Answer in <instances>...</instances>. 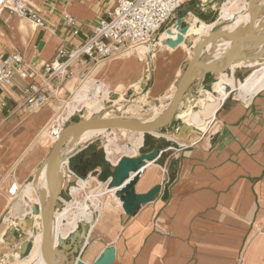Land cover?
Returning a JSON list of instances; mask_svg holds the SVG:
<instances>
[{
  "label": "crops",
  "instance_id": "0c3cea01",
  "mask_svg": "<svg viewBox=\"0 0 264 264\" xmlns=\"http://www.w3.org/2000/svg\"><path fill=\"white\" fill-rule=\"evenodd\" d=\"M23 1L39 10L46 28L37 29L30 20L0 10V65L10 55L19 53L27 66L39 74L33 80L16 75L12 86L3 94L7 106L0 105V264H15L25 257L26 236L14 232L13 227L16 219L24 218L37 204L33 180L49 154L47 147L28 149L57 111L76 103L74 98L90 82L91 102H81L70 121L83 119L80 115L83 111L88 114L84 118L107 112L106 118L140 120L150 112L161 110L162 113L193 55L185 43L177 44L174 50L162 48L164 38L172 41L178 38L171 28L160 42L145 47L147 42L133 50L143 48L145 61L142 57L138 59L142 50L136 56L99 64L77 63L70 77L43 86L40 74L44 65L54 60L57 50L64 47L68 50L84 42L99 20L108 19L118 0ZM232 1L235 0H192L178 10L175 22L183 19V26L193 23L191 37H197L210 26H222L226 20L244 12L247 0H240L241 10L225 16L224 8ZM65 16L78 22L77 36L73 28L64 24ZM41 32L43 37L38 43ZM149 59L151 63L156 59L157 64L150 65ZM261 64L264 61L241 63L223 75L235 87L223 82V76L217 79L206 75L180 105L169 127L150 135L151 138L143 136L137 153H123L134 157L145 146L160 151L158 158L143 170L136 192L144 194L162 185V193L154 202L144 205L136 216L127 215L113 195L107 198L106 204L86 196L76 201L75 195L83 192L84 183L95 181L105 189L106 185L95 178L75 179L83 181V186L71 188L75 201L57 213L64 195L59 201L57 234L67 238L76 232L71 245L80 248L81 260L93 264L106 248L115 246L114 264H264V86L252 94L242 95L239 90L242 81ZM85 74L91 80L82 84ZM96 82L103 85L104 92L95 100L91 95ZM218 84L222 92L217 90ZM32 85L41 87L48 94L49 102L33 113L18 111L26 90ZM218 103L213 115L205 117L204 125L194 122L196 113ZM82 134L72 137L66 146ZM118 144L126 145L120 139ZM111 145L108 139L105 160L117 165L119 159L114 163L109 158ZM80 153L81 150L71 158V168ZM99 168L92 166L87 176L96 175L94 172ZM14 182L20 189L12 197L9 188ZM168 186L169 198L163 201V191ZM95 202L105 208L102 214ZM95 212H98L97 219ZM82 221L91 223L89 233L79 232ZM35 230L41 231V214L36 217ZM65 230L70 231L66 236ZM39 235L38 248L34 249V243L26 262L42 247V232Z\"/></svg>",
  "mask_w": 264,
  "mask_h": 264
},
{
  "label": "water",
  "instance_id": "95a60500",
  "mask_svg": "<svg viewBox=\"0 0 264 264\" xmlns=\"http://www.w3.org/2000/svg\"><path fill=\"white\" fill-rule=\"evenodd\" d=\"M246 13L249 15L246 23L232 30L227 29L228 26L234 25ZM263 17L264 0H247V7L243 13L226 20L222 26H213L207 35L200 36L194 46L192 58L178 80L173 97L165 110L156 119L148 121L133 118H105L96 115L68 123L33 180V183H36L45 173L46 188L37 190L41 214V259L45 264H87L80 259V248L71 245L76 232H73L67 238H59L58 241H55L52 235L53 225L56 221L57 205L69 187V182H74L76 179V177L67 174L66 165L70 166L71 158L81 150L77 149L73 154L61 157V152L68 141L90 129L126 130L142 133L145 136L156 134L169 127L173 123L180 105L191 94L194 86L206 75H212L218 79L229 74L233 67L241 63L256 64L264 61ZM194 26L191 22H187L186 26H183V20L178 19L171 27L174 28V35L179 38V42L190 47L193 39L191 33ZM160 35L161 33L156 34L145 47H151L159 42ZM42 37L43 32L38 37V43L41 42ZM221 41L229 42V47L224 56L217 58ZM176 47L177 44L170 39H165L162 44V48L167 50H174ZM150 149L149 146H145L143 152L134 157H123L117 165L100 163V172L96 175L97 180L106 185L107 191L112 193L121 203L123 211L133 217L144 205L154 202L163 190L162 185H157L147 193L139 194L136 192V185L143 170L149 163L154 162L160 154L158 149ZM169 183L171 185L173 182ZM168 198L169 186L165 187L162 200L167 201ZM38 215L37 207L34 206V212H30L24 218L16 219V225L13 227L14 232L26 236L23 251L25 257L30 252L31 234L36 231V217ZM115 261L116 248L115 246H109L93 264H114Z\"/></svg>",
  "mask_w": 264,
  "mask_h": 264
},
{
  "label": "built area",
  "instance_id": "2783aa9c",
  "mask_svg": "<svg viewBox=\"0 0 264 264\" xmlns=\"http://www.w3.org/2000/svg\"><path fill=\"white\" fill-rule=\"evenodd\" d=\"M191 1L118 0L116 8L109 14L108 19L99 20L92 35L87 36L84 42L74 44L68 50L65 47L57 50L54 60L46 63L43 72L40 74L43 79V86H49L56 81L62 82V80L70 77L72 68L77 63L99 64L146 44L156 34L162 32L164 26L182 6ZM0 10L30 20L37 29L46 28L45 19L39 10L23 0H0ZM64 24L74 29V35L77 36L80 33V27L74 18L65 16ZM16 75L24 80H33L39 74L27 66L21 54L10 55L0 65V105L3 108L7 106L3 94L7 88L12 86ZM88 80L91 78L89 74H85L82 84ZM71 101L72 99L67 100V104ZM48 102V94L41 87L32 85L26 90L25 99L17 110L33 113L43 108ZM70 117L65 121L59 117H52L42 128L45 133H49V139L53 145L70 122ZM66 169L69 176L79 178L69 165H66ZM98 172H100V168L94 174L97 175ZM19 189L17 183H12L9 188V195L17 196Z\"/></svg>",
  "mask_w": 264,
  "mask_h": 264
},
{
  "label": "bare ground",
  "instance_id": "6f19581e",
  "mask_svg": "<svg viewBox=\"0 0 264 264\" xmlns=\"http://www.w3.org/2000/svg\"><path fill=\"white\" fill-rule=\"evenodd\" d=\"M240 0H235L230 2L229 5H227L224 8V15L227 17L232 16L233 14H235V12H239L241 10V7L239 6L240 4ZM233 18V17H232ZM249 19V15L246 13L245 16L240 17L237 22L232 25V26H228L227 29H235L237 28L239 25L246 23ZM34 27V26H33ZM213 26H210V28L206 29L205 32L202 33H198V36L195 39V42L197 43L199 40V37L202 35H207L208 32L211 30ZM174 43L176 44H180L179 42V38H177L176 40H173ZM229 47V42L226 41H221L220 45H219V50L217 53V58H220L222 56H224L228 50ZM146 49V48H145ZM139 50H144L143 48H138L137 51L133 52V51H127L122 53L121 55H119L116 58H120V57H126L129 56L131 54H135L138 53ZM147 50V49H146ZM114 58V60L116 59ZM98 72V71H97ZM223 82H227L229 83L231 86L235 87V83L232 80H229L226 76H223L222 79ZM95 87L92 88V96L91 99H97L98 96L100 94H102L103 91V85L100 83L98 84V82H96V84H94ZM105 86V85H104ZM220 86L221 84L216 85L217 90H220ZM264 86V68L263 69H259L257 71H255L249 78H247V80L243 83L240 84L239 86V90H240V94L242 93H248V94H252L255 93L256 91H259L260 88H262ZM91 89V83L88 82L85 84V86L82 88L80 94H78L74 99H76V103H71L70 105L66 106L65 108L63 107L62 109L58 110L57 113L55 114V118L59 117L60 119H62L63 121H65L66 119H68L75 111L77 108H79V104H81V102H91V100H89V96L88 93ZM107 90V89H106ZM104 92V91H103ZM222 92V91H221ZM106 94V92L104 93ZM107 95V94H106ZM244 95V94H242ZM85 102V103H86ZM67 104V103H66ZM65 104V105H66ZM84 105V104H83ZM218 104L215 105H208L206 110L201 112V113H196V115H194V122L198 125H204V119H206L209 115H213V113L215 112L216 108L218 107ZM206 117V118H205ZM105 129H90L87 130L85 132H83V134L76 138L75 140H73L70 144H68L67 146H65V148L63 149V151L61 152V157H65L68 155L73 154L77 149H79V147L89 141H91L93 139V137L99 132ZM123 132L124 135L127 136L129 142L131 144V147L128 146V144L126 145H119L118 144V140H119V136L117 135V133H114L112 135V137H109V142L112 143L111 148H110V160L114 163H117V160L119 159V156L122 155L123 153H137L138 148L143 144V134L142 133H134V132H129L126 130H121ZM49 133H45L44 131L38 136V138L35 140V142L29 147L28 151L32 150L33 148L37 147V148H45L46 149V144H47V139H48ZM45 173H43L42 177L39 179V181H37L36 183L34 182V187L33 190L36 194V200H37V204H34L32 207V211L34 212V206L37 207L38 210V214H40V210H39V199H38V195H37V190L43 188H46V181H45ZM96 182L94 181H90V182H86L84 183V188H83V192L78 193V195H75L76 201H80L81 199H83V196H86V198L91 199V200H95V198L100 199L104 204L107 203L108 201V197L112 196L113 194L110 193L108 194V191L103 188L100 185H96ZM76 187H81L83 186V181H79L77 182V185H75ZM95 188V189H94ZM80 189V188H79ZM78 189V190H79ZM87 190H91L90 193H87ZM87 199V200H88ZM96 204V208L98 209L99 213L102 214L104 211V207L99 206L98 202H95ZM58 220L56 217V221L53 225V229H52V235L53 238L55 239V241H58L59 238H63V237H59L58 234ZM70 231L65 230V236L67 235V233H69ZM41 239V235H39L34 243H35V248H38L39 245V241ZM41 248L39 249V251L37 253H35L28 262L26 261H21L19 262V264H45L43 262V260L41 259Z\"/></svg>",
  "mask_w": 264,
  "mask_h": 264
},
{
  "label": "rangeland",
  "instance_id": "374dc122",
  "mask_svg": "<svg viewBox=\"0 0 264 264\" xmlns=\"http://www.w3.org/2000/svg\"><path fill=\"white\" fill-rule=\"evenodd\" d=\"M223 2H221L220 4H222ZM179 11L178 12H176L174 15H173V17L170 19V21L164 26V28H163V30H162V32H161V37H160V40L163 38V35H164V33L166 32V31H168L169 29H171V28H173V27H171L174 23H175V20L177 19V17H178V15H179ZM183 20V19H182ZM210 24V23H209ZM211 25V24H210ZM32 26H34L33 24H32ZM167 39V38H166ZM195 39H196V36L195 37H193V39H192V41H191V43H190V47L188 46V48H190L191 49V52L190 53H192L193 51H194V46H195V44H196V42H195ZM163 40H165V38L163 39ZM162 40V41H163ZM160 42V41H159ZM142 50H139L138 52H141ZM146 51L145 50H143L142 52H141V55L140 56H138V59L140 58V57H142V60H144L145 61V59H146V53H145ZM136 54L137 53H135V54H131V55H129V56H126V57H131V56H136ZM154 54V53H153ZM124 58V57H123ZM137 61V60H136ZM153 62V61H152ZM157 61H156V59H154V62L153 63H151V59H149V63H150V65H152L153 64V66L154 65H156L157 63H156ZM264 64H261L255 71H257V70H259V69H261L262 68V66H263ZM254 71V72H255ZM253 72V73H254ZM251 75V74H250ZM250 75L248 76V77H250ZM246 80H247V78H246ZM245 80V81H246ZM245 81H242V82H245ZM96 100V99H95ZM161 109V108H160ZM91 112H97V111H91ZM106 113L107 112H104V113H102V114H100V116H102V117H107V115H106ZM135 114V113H134ZM161 114V110H158V111H154V112H150L148 115L149 116H147V117H145V118H143V120H153V119H156L159 115ZM83 118L86 116V117H88V114L86 115V113H85V111H83L81 114H80ZM112 115V114H111ZM77 116V115H76ZM142 120V119H141ZM116 133H117V135L119 136V139H120V142L122 143V144H127L128 142H129V140L127 139V136L126 135H124L123 133L121 134V132H119V130H116ZM114 133H113V130H108V131H105V132H103V133H101V134H97V135H95L94 137H93V139L91 140V141H89V142H87L86 144H83V145H81L80 146V148L79 149H81V150H85L86 148H87V146H90V147H93V146H95L96 147V150H100V149H103L104 150V152H105V157L107 158V153H106V148H105V146H106V144H107V142H108V139H109V137H112V135H113ZM46 147H47V150H48V152H50L51 151V149H52V147H53V144H52V142H51V140L49 139V136H48V139H47V144H46ZM83 147H85V149H83ZM140 152H142V151H140ZM127 155H124V154H122V155H120L119 156V160H121L123 157H126ZM91 178H95L96 179V181H97V176L96 175H92V176H90V175H88L87 177H86V179H84V180H87V179H91ZM82 179V178H81ZM79 181V180H78ZM77 180L76 181H72V182H70L69 183V187L67 188V190H66V192H65V194H64V197H63V201H62V203H60L59 205H58V211H57V213H60V212H62L63 211V209L66 207V204L67 203H70V202H73V201H75L74 200V197L72 196V194H71V188L73 187V186H75V185H77V182H78ZM96 185H97V183H96ZM95 185V186H96ZM95 189V188H94ZM91 192V190H87V193H90ZM94 217H95V219H97V217H98V212H95L94 213ZM79 226H80V230H79V232L80 233H89V230H90V228H91V223H89V222H87V221H82V222H80V224H79ZM41 233V231H35L34 232V234H31L32 235V237H31V241H30V252H31V250H32V248H33V246H34V241H35V238H36V236L37 235H39ZM79 233V234H80ZM30 252H29V254H30ZM29 254L26 256V257H24V258H22L20 261H17L15 264H19V262H21V261H25L26 259H27V257L29 256ZM87 254H88V250L85 252V254H84V257H86L87 256Z\"/></svg>",
  "mask_w": 264,
  "mask_h": 264
},
{
  "label": "trees",
  "instance_id": "16d2710c",
  "mask_svg": "<svg viewBox=\"0 0 264 264\" xmlns=\"http://www.w3.org/2000/svg\"><path fill=\"white\" fill-rule=\"evenodd\" d=\"M147 138H151L150 135H146ZM91 153H94L96 154L98 157H99V162H96L93 167L97 168L98 166H100V163H107L106 160H105V152L103 149H100V150H96V147L93 146V147H88L86 150L82 151L79 155V158L78 159H83V157H86L88 155H90ZM79 177H81L82 179H86L87 177V173L86 172H82L78 169V167H73L72 168Z\"/></svg>",
  "mask_w": 264,
  "mask_h": 264
},
{
  "label": "flooded vegetation",
  "instance_id": "af4514ba",
  "mask_svg": "<svg viewBox=\"0 0 264 264\" xmlns=\"http://www.w3.org/2000/svg\"><path fill=\"white\" fill-rule=\"evenodd\" d=\"M99 161V157L96 154L91 153L90 155L83 157V159H78L74 166L78 167L82 172H87L96 162Z\"/></svg>",
  "mask_w": 264,
  "mask_h": 264
}]
</instances>
